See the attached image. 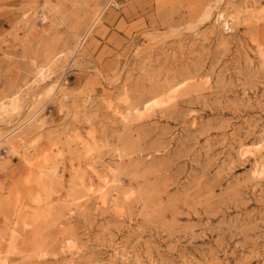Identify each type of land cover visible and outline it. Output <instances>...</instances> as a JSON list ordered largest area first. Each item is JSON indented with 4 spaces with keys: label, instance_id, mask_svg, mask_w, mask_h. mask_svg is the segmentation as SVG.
<instances>
[{
    "label": "rangeland",
    "instance_id": "374dc122",
    "mask_svg": "<svg viewBox=\"0 0 264 264\" xmlns=\"http://www.w3.org/2000/svg\"><path fill=\"white\" fill-rule=\"evenodd\" d=\"M114 1L0 0V258L264 264V0Z\"/></svg>",
    "mask_w": 264,
    "mask_h": 264
},
{
    "label": "bare ground",
    "instance_id": "6f19581e",
    "mask_svg": "<svg viewBox=\"0 0 264 264\" xmlns=\"http://www.w3.org/2000/svg\"><path fill=\"white\" fill-rule=\"evenodd\" d=\"M221 19L223 18V16L221 15V16H219ZM47 71V70H46ZM46 71H44V70H39V72H38V76H39V78H40V81H42V83H44V82H47L46 80H48L47 78H46V76H45V73H46ZM48 73V72H47ZM39 81V80H38ZM51 87V86H50ZM52 92H53V90H52ZM13 98V97H12ZM8 103V102H7ZM6 103V104H7ZM18 104V103H17ZM20 107H17L16 106V98H15V100H10V102H9V108H8V106H6V105H4L3 104V102H2V105L0 104V114H2V115H6V114H10V115H14V116H18L19 115V109ZM107 109V108H106ZM109 109V108H108ZM108 109L106 110V111H108ZM9 110V111H8ZM117 110H116V108L114 107V105H112V106H110V112L109 113H112L113 115L115 114V116H116V114H117V112H116ZM8 116V115H7ZM88 140H89V143L93 140L92 139V137L91 136H88V138H87ZM84 141V140H83ZM85 143V142H84ZM88 143V144H89ZM80 144H81V142H80ZM86 147H87V145L86 144H84V145H82L81 146V149L85 152V153H88L87 152V150L88 149H86ZM88 148V147H87ZM86 149V150H85ZM261 151H262V149H261ZM259 152H260V150H259ZM88 157V156H87ZM86 158V157H85ZM91 158V157H90ZM87 159V158H86ZM89 159V158H88ZM92 160V159H91ZM27 161H29V160H27ZM90 161V160H89ZM93 162H94V160H93ZM28 164L30 165V167H34V164L32 163L31 164V162L29 161L28 162ZM92 166V165H91ZM254 173L257 175V176H261V175H264V159H262V160H260V161H258V163L256 164V165H254ZM89 170L91 171V174H92V176L96 179V180H98L101 184V186H102V188H104V187H106L107 185H108V183H109V180L112 182L113 181V178H114V174H113V171H112V169L111 168H109V167H106V169H105V175H99L96 171H94L93 169H91V168H89ZM49 172V171H48ZM260 174V175H259ZM80 182H81V187H82V184L84 183V180H83V178L82 177H80ZM88 190H93V186H92V184H89L88 186ZM101 188V189H102ZM103 202H104V200H103ZM106 202V201H105ZM6 257L4 256V258H0V264H6Z\"/></svg>",
    "mask_w": 264,
    "mask_h": 264
},
{
    "label": "built area",
    "instance_id": "2783aa9c",
    "mask_svg": "<svg viewBox=\"0 0 264 264\" xmlns=\"http://www.w3.org/2000/svg\"><path fill=\"white\" fill-rule=\"evenodd\" d=\"M114 1V0H113ZM115 2V1H114ZM109 6H111V7H114V8H116L117 7V5L116 4H111V5H109Z\"/></svg>",
    "mask_w": 264,
    "mask_h": 264
}]
</instances>
